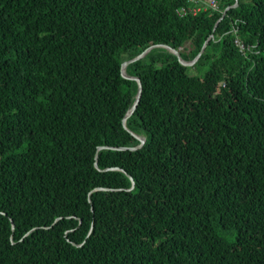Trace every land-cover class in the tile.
Instances as JSON below:
<instances>
[{
    "label": "trees",
    "instance_id": "16d2710c",
    "mask_svg": "<svg viewBox=\"0 0 264 264\" xmlns=\"http://www.w3.org/2000/svg\"><path fill=\"white\" fill-rule=\"evenodd\" d=\"M235 3L0 0V264H264V0ZM206 42L127 67L126 129L123 63Z\"/></svg>",
    "mask_w": 264,
    "mask_h": 264
},
{
    "label": "water",
    "instance_id": "95a60500",
    "mask_svg": "<svg viewBox=\"0 0 264 264\" xmlns=\"http://www.w3.org/2000/svg\"><path fill=\"white\" fill-rule=\"evenodd\" d=\"M235 7H238V0H236V3L234 6L230 7V8H235ZM226 9L225 12L223 13V17L226 15L227 11L230 9ZM218 25V23H217ZM164 48H166L167 50L171 51L175 56H177L179 62L188 67V66H191L195 63V61L197 59H199V57L202 55L203 51L205 50V47L207 46V42L206 44L204 45L202 51L200 52V54L198 55L197 59L195 61H192V62H185L181 56H180V53L179 51L171 48L170 46L168 45H162ZM150 50V49H149ZM149 50L147 51H144L143 53H141V55H139L138 57H136L135 59H132V60H129V61H126L125 63H123L122 65V76L127 79V80H130V81H135L136 83H138V86H139V91L137 93V96H136V99H135V103L133 104L132 108L129 110L128 114L126 115L125 119H124V127L126 128V123H127V120L132 116V114L134 113V111L136 110L139 102H140V99H141V96H142V82L140 80V78L136 77V76H130L128 73H127V67L133 63L134 61H137V60H140L142 57L146 56L147 53L149 52ZM127 129V128H126ZM134 135V134H133ZM140 141H141V144L139 146H137L136 148H133L131 149L132 151H137L139 149H141L143 147V145L145 144V138L143 137H139L137 135H135ZM102 149V148H100ZM125 150V149H124ZM96 167H98L97 163L95 164ZM130 177V176H129ZM131 178V177H130ZM131 180L133 181V179L131 178ZM133 185H134V181H133ZM97 190H103V189H97ZM13 224V229H15V225L14 223L12 222ZM92 229H93V226H92ZM92 232V231H90Z\"/></svg>",
    "mask_w": 264,
    "mask_h": 264
},
{
    "label": "built area",
    "instance_id": "2783aa9c",
    "mask_svg": "<svg viewBox=\"0 0 264 264\" xmlns=\"http://www.w3.org/2000/svg\"><path fill=\"white\" fill-rule=\"evenodd\" d=\"M189 2L194 3V7L191 8V12L195 15L199 13L200 11H207L211 9L212 11H218V1L217 0H188ZM188 12V9L182 8L179 13L181 15H186Z\"/></svg>",
    "mask_w": 264,
    "mask_h": 264
},
{
    "label": "clouds",
    "instance_id": "9594fccd",
    "mask_svg": "<svg viewBox=\"0 0 264 264\" xmlns=\"http://www.w3.org/2000/svg\"><path fill=\"white\" fill-rule=\"evenodd\" d=\"M217 1H218V6H219V0H217ZM218 11H220V6H219V10H218ZM223 13H224V12H223ZM158 47H163V46H162V45L152 46V47L150 48V50H149V49H148V50H149V52H150V51H152L154 48H158ZM196 59H197V58H196ZM196 59H195V60H196ZM195 60H194V61H195ZM185 62H187V61H185Z\"/></svg>",
    "mask_w": 264,
    "mask_h": 264
}]
</instances>
